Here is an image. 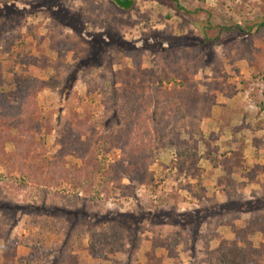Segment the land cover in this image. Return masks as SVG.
Listing matches in <instances>:
<instances>
[{
    "label": "rangeland",
    "instance_id": "374dc122",
    "mask_svg": "<svg viewBox=\"0 0 264 264\" xmlns=\"http://www.w3.org/2000/svg\"><path fill=\"white\" fill-rule=\"evenodd\" d=\"M44 1L54 5L52 0H0V16L6 8L22 12L0 33V76L8 81L13 68L44 82L35 90L34 114L24 120L37 142L30 150L31 162L30 156L24 160L37 165L57 158L63 126L75 112L86 116L94 131L82 137L90 152L85 160L88 172L77 184L68 179L52 184L43 170L39 180L18 189L20 175L16 167L9 169L13 145L3 144L0 264H25L22 260L31 251L19 243L29 236L33 221L59 227L57 233L45 235V264H196L219 247L220 237H234L231 228L240 232V244L245 235L249 246L259 247L264 242L260 233L244 234L239 228L264 211V27L258 31L260 39L252 42L224 27L206 60L196 46L199 41L191 37L198 28L188 25L183 32H191L182 36L177 23L186 15L178 16L166 4L135 0L129 17H124L106 0H59L84 16L83 30L77 31L39 7ZM179 1L185 8L201 4L213 24L224 26L264 15V0ZM113 29L133 46L102 45L88 35ZM90 47L103 51V56L83 64ZM181 82L184 88L196 86L203 95V83L210 84L215 102L200 101L197 116L159 131L172 105L167 96H176L172 88H181ZM4 86L9 90L14 84ZM131 94L148 103L152 149L144 144L141 150L152 160L141 181L126 175L113 180L108 167L119 160L116 139L127 121L125 96ZM178 139L198 140L189 170H180ZM63 151L66 168L80 169L79 157L69 148ZM95 165L99 171H93ZM256 165V176L250 178L247 173ZM108 223L120 233L124 250L102 260L87 249L88 230ZM169 235L173 245L166 248ZM77 238L78 245L72 247Z\"/></svg>",
    "mask_w": 264,
    "mask_h": 264
},
{
    "label": "trees",
    "instance_id": "16d2710c",
    "mask_svg": "<svg viewBox=\"0 0 264 264\" xmlns=\"http://www.w3.org/2000/svg\"><path fill=\"white\" fill-rule=\"evenodd\" d=\"M106 1L114 8L115 14L124 17H129L128 14L135 7L136 3L135 0ZM155 1L173 8L174 11L178 13V16L181 14L186 15L184 17L180 16L181 19L177 23L178 28L183 33L182 36L189 33L190 29H186L185 32H183L188 25H193L195 28H198V34H194L190 31L191 37L199 41L196 46L201 49L199 53L204 56L206 60L212 56V45L217 43L218 34L224 30V27H227L225 29H229V31L235 33L236 36L245 38V40L251 42L255 39H260L258 38V31L264 27V15L256 18L253 22L246 18L242 24H225L226 26H224L220 24V22L213 24L211 20H209V12L203 10L201 4L197 5V7L185 8L179 0ZM52 3L54 5H51V3L47 4L46 1H44L39 4V7H44L51 12L52 17L59 19L61 23L70 26L74 30H83L81 26L85 18L81 12L66 9L59 0H55V2L52 0ZM6 10V14L0 16L1 34L5 30H2V28H5L6 23L15 21L22 13L19 11L11 13L12 10L9 8H6ZM194 13H201V15L205 14L206 16L200 19L188 17V15H194ZM118 19L121 20V18ZM212 31L214 34L210 36L209 33ZM103 33L88 35L90 37H96L95 39H99L102 45H104L105 42L106 44L114 43L116 47L118 46L121 48L133 46V42L125 40L115 29L105 34ZM105 36H107L109 41L105 40ZM166 51L169 52L170 50ZM60 53L62 52L58 51V54ZM102 56L103 51H96L94 48L90 47L85 58L82 59V63H96ZM29 63L30 62L26 64ZM83 64L79 65L81 66ZM8 77V81L5 82L3 77L0 76V154L5 155L2 148L5 142L12 143L14 153L9 161L13 164L9 169L13 170V167H16L20 175V177L17 178L19 179V183L17 184L18 189H25L30 180H39L43 170L45 171V176L49 179V183L59 184L62 180L68 179L73 184H77L80 175L88 172V166L85 160L90 152H88L85 147L86 143L83 142L82 137L89 132L92 134L94 132L93 129H91L87 117L80 116L75 112L71 114L69 121L65 123L61 132L62 149L58 151L57 158L47 162L40 160L37 165L30 163L33 157V153L30 150L37 145V142L34 143L33 135L25 125L24 120L34 114L36 108L35 90L44 84V82L26 71L16 73L13 68H9ZM12 84H14L13 88H5L9 90H4V88H2L4 85V87H9ZM181 85V88H176V86L172 88V92H177L176 96H173V98L167 96L169 101L172 102V105L170 113L164 115L166 123L159 127V131H166V127L169 125L177 126L180 120H185L187 116H197V108L200 101L201 103L205 102L206 105L215 102L216 94H210L208 91L210 90V84L203 83L206 87L205 95H203L196 86L193 87V85H190L184 88L183 82H181ZM213 88L215 90L218 89L217 85ZM147 104V101L141 98V96L135 97L132 94L125 96V107H127L126 115H128L127 121L116 139L120 148V156L115 164H111L108 167L110 168L111 178L113 180H120L122 175H126L130 180L141 181L144 179L143 176L147 174V164L151 162L152 157L148 155L147 151L141 150L144 144L147 150L152 149L151 141L153 140V136L152 130L147 124ZM221 106L225 107V104H221ZM11 132L14 133L12 134ZM172 140L173 139L168 140L167 142L169 143ZM177 143L176 152L181 167L180 170H183L184 167L189 170L192 165L191 160L197 156L195 149L198 140L178 139ZM185 143H187V145ZM183 144L185 148L182 146ZM168 145H171V142ZM65 148L71 149L79 157L81 162H83L80 169L70 170L66 168L64 160L65 152L63 151ZM29 156L31 157L28 159L30 162L27 160L25 161L24 159ZM254 167L253 170L250 169L247 173L250 178L256 176V170L259 168L258 165ZM97 170L99 171V167L95 165L93 171ZM27 229L29 236L19 244L31 252H29L30 255L22 261L25 264H45L49 257L44 247L45 235L57 233L59 227L51 221H33ZM239 229H242L244 234L247 231H249V235L258 232L264 237V211L252 216L250 220L246 222L245 227L243 226ZM31 230L33 232H31ZM88 231L90 235L86 244L87 249L90 253L94 254L96 258L110 260L114 259L118 253L123 252L124 245L121 241V235L118 230L111 227V224L108 223L98 229L92 228ZM231 231L234 233V237L231 240L220 237L221 241L219 247L215 251L209 252V256L199 260L196 264H264V242H262L259 247L252 248L247 243L248 240H245V235L242 236L243 243L240 244V240L242 239L240 232L234 228H231ZM70 241L73 242L72 239ZM77 241L78 238L72 247L78 245ZM164 245L166 248H170V246L173 245L170 235L167 236Z\"/></svg>",
    "mask_w": 264,
    "mask_h": 264
}]
</instances>
